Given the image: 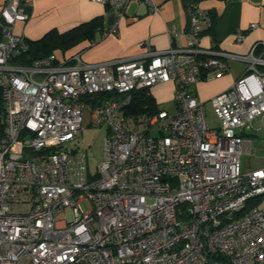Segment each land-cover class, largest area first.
Wrapping results in <instances>:
<instances>
[{
  "label": "built area",
  "instance_id": "built-area-1",
  "mask_svg": "<svg viewBox=\"0 0 264 264\" xmlns=\"http://www.w3.org/2000/svg\"><path fill=\"white\" fill-rule=\"evenodd\" d=\"M93 1L113 6L121 19L133 2L152 0ZM27 19L23 0L4 2L0 264H264V162L244 166L242 159L252 155L253 139L262 138L264 148L259 44L246 55L202 56L210 16L196 8L184 47L146 44L137 58L96 64L80 53L65 62L51 53L23 65L14 59L29 42L12 26ZM227 57L249 65L212 98L220 120L214 128L190 87L225 73ZM163 82L174 86V111L125 113L132 91ZM100 92L114 95L87 100ZM86 109L90 124L108 128L95 174L75 144ZM155 127L158 135L151 134ZM66 208L69 215L58 221Z\"/></svg>",
  "mask_w": 264,
  "mask_h": 264
},
{
  "label": "crops",
  "instance_id": "crops-1",
  "mask_svg": "<svg viewBox=\"0 0 264 264\" xmlns=\"http://www.w3.org/2000/svg\"><path fill=\"white\" fill-rule=\"evenodd\" d=\"M5 1L0 0V12ZM23 2L28 19L16 21L12 29L28 40H37L53 29L61 32L97 16L102 17V30L96 32L92 40L86 39L64 52V62L77 53L81 54L83 62L92 64L134 59L146 50V44L159 50L170 46L184 47L191 31L192 11L196 8L210 16V21L203 23L199 45L202 56H214L219 51L246 55L254 44H259L258 51L264 53V0L135 1L121 19L113 6L93 0ZM117 21V30L109 32ZM253 23L258 26L252 28ZM238 31L243 32L241 40H237ZM55 54L61 60L56 51ZM226 61L228 66L222 76L211 80L203 77V81L190 87L196 97L211 101L214 95L229 89L249 65L244 58L227 57ZM149 91L159 106L174 101L171 82L159 83ZM208 101H204L205 105Z\"/></svg>",
  "mask_w": 264,
  "mask_h": 264
},
{
  "label": "trees",
  "instance_id": "trees-1",
  "mask_svg": "<svg viewBox=\"0 0 264 264\" xmlns=\"http://www.w3.org/2000/svg\"><path fill=\"white\" fill-rule=\"evenodd\" d=\"M102 17L97 16L89 21L82 22L68 30H50L43 37L37 40H28L29 48L22 55L16 57L14 62L23 65H30L38 58L55 54L57 48L65 50L77 45L78 43L90 39L92 40L96 32L102 30ZM56 55V54H55ZM114 95L113 92H100L93 94L87 100L91 103ZM131 101L124 106L125 113L135 115L140 113H153L161 109L155 97L147 88L134 90L131 92ZM89 97V96H88ZM4 105L0 88V115L3 114Z\"/></svg>",
  "mask_w": 264,
  "mask_h": 264
},
{
  "label": "rangeland",
  "instance_id": "rangeland-1",
  "mask_svg": "<svg viewBox=\"0 0 264 264\" xmlns=\"http://www.w3.org/2000/svg\"><path fill=\"white\" fill-rule=\"evenodd\" d=\"M76 46V45H75ZM74 47V46H73ZM72 48V47H71ZM71 48L65 50V53L69 52ZM56 52L60 55L59 57L61 58L62 61L65 59V54L64 50L62 48H57ZM224 74V73H223ZM223 74H220L214 78H218L222 76ZM43 75L41 74H35V79L37 81H42L43 80ZM203 80H199L201 82ZM235 83V82H234ZM233 83V84H234ZM232 84V85H233ZM224 92V91H223ZM222 93V92H220ZM218 93V94H220ZM216 94V95H218ZM214 95L213 97H215ZM212 97V98H213ZM201 101H208L200 98ZM160 108L163 109H168L169 111H174L175 110V102L173 100H169L163 104H160ZM206 108H207V119L211 127L217 128L220 126V120L214 110V106L212 101H208L206 103ZM90 117H89V110L86 109L83 115V123H82V129L81 133L79 134V137L75 140V144L79 147L80 150H86L88 154V161H89V170L91 174H95L97 172V167L99 163L103 159V149H104V139L108 135V128L104 124H97L93 123L90 124ZM152 135H158L159 134V127L153 128L151 131ZM262 138H255L253 139L251 144H248V147H250L253 151L252 155H244L243 156V164L244 166L247 165H254L256 163H261L264 161V148H263V143H262ZM82 206L85 208V210H88L90 208L89 204L87 201L82 202ZM69 208H66L64 211L58 213L56 215V219L60 222H62L68 215H69Z\"/></svg>",
  "mask_w": 264,
  "mask_h": 264
}]
</instances>
